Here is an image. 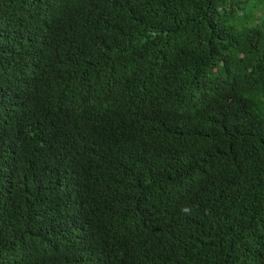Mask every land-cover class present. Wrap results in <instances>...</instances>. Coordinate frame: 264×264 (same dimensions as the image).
I'll return each instance as SVG.
<instances>
[{
  "label": "trees",
  "instance_id": "trees-1",
  "mask_svg": "<svg viewBox=\"0 0 264 264\" xmlns=\"http://www.w3.org/2000/svg\"><path fill=\"white\" fill-rule=\"evenodd\" d=\"M0 264H264V0H0Z\"/></svg>",
  "mask_w": 264,
  "mask_h": 264
}]
</instances>
